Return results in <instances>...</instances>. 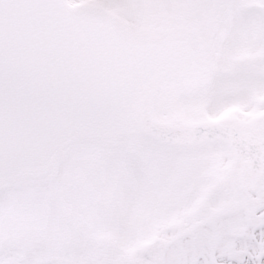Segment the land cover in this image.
I'll use <instances>...</instances> for the list:
<instances>
[{"label": "snow or ice", "instance_id": "1", "mask_svg": "<svg viewBox=\"0 0 264 264\" xmlns=\"http://www.w3.org/2000/svg\"><path fill=\"white\" fill-rule=\"evenodd\" d=\"M0 264H264V0H0Z\"/></svg>", "mask_w": 264, "mask_h": 264}]
</instances>
